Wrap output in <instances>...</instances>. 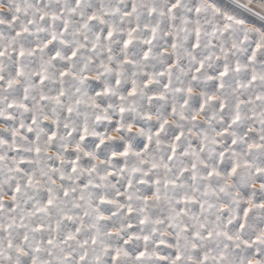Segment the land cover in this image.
Returning a JSON list of instances; mask_svg holds the SVG:
<instances>
[{
  "label": "snow or ice",
  "instance_id": "obj_1",
  "mask_svg": "<svg viewBox=\"0 0 264 264\" xmlns=\"http://www.w3.org/2000/svg\"><path fill=\"white\" fill-rule=\"evenodd\" d=\"M0 264H264V0H0Z\"/></svg>",
  "mask_w": 264,
  "mask_h": 264
}]
</instances>
